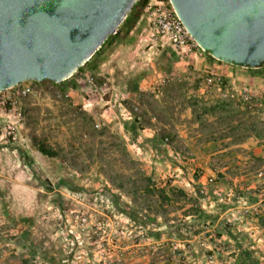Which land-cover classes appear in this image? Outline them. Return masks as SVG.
<instances>
[{
    "label": "rangeland",
    "instance_id": "obj_1",
    "mask_svg": "<svg viewBox=\"0 0 264 264\" xmlns=\"http://www.w3.org/2000/svg\"><path fill=\"white\" fill-rule=\"evenodd\" d=\"M142 17L145 28L135 38L156 37L159 57L165 38L153 29L146 8ZM172 53L173 63L186 56L174 48ZM165 64L172 63L158 62L146 96L121 94V122L117 114L111 116L117 121L101 114L97 106L105 80L88 67L75 73L76 82L27 80L22 83L31 86L29 94L16 96L21 83L0 92V264H231L237 245L222 235L234 223L222 228L206 208L216 184L222 180L228 187L226 175L237 171L221 172L213 157L219 144L215 122L227 123L221 110L208 116L201 110L218 99L237 103L264 122V67L223 62L196 81L188 70V76L168 74L173 68ZM206 77L212 79L210 92ZM168 85L176 87L173 92L188 91L185 100L165 93ZM13 93L14 104L7 99ZM192 95L206 103H194ZM184 104H202L195 110L208 132L200 135ZM90 106L96 110L88 111ZM127 117L136 124L124 123ZM153 131L157 141L145 136ZM41 145L56 156H43ZM258 169L255 163L251 173L238 171L239 229L263 214L264 202L250 205L251 198L264 195V172ZM247 178L254 180L252 187ZM171 185L174 190H165ZM232 197L228 191L222 199Z\"/></svg>",
    "mask_w": 264,
    "mask_h": 264
},
{
    "label": "water",
    "instance_id": "obj_2",
    "mask_svg": "<svg viewBox=\"0 0 264 264\" xmlns=\"http://www.w3.org/2000/svg\"><path fill=\"white\" fill-rule=\"evenodd\" d=\"M214 58L264 67V0H170ZM138 0H0V92L27 80L61 83L88 62Z\"/></svg>",
    "mask_w": 264,
    "mask_h": 264
},
{
    "label": "crops",
    "instance_id": "obj_3",
    "mask_svg": "<svg viewBox=\"0 0 264 264\" xmlns=\"http://www.w3.org/2000/svg\"><path fill=\"white\" fill-rule=\"evenodd\" d=\"M142 16L129 33L125 35V39H119L115 43V47L112 52L105 56L104 60L97 67V69H95V71L93 70L98 76H100V78L105 80V85L103 87L104 91L103 94L100 95L101 98L97 107L100 109L101 114L103 113L105 118L108 120H118L111 117L113 115L112 113L115 114V117L118 116L119 119L121 118V105L124 104V102L121 101V94L124 93L125 96L128 97L129 95H137L138 97L143 95L146 96L145 91L148 89V85L153 83L158 75L159 61L162 63H169L171 61L172 64L164 65L169 70L173 68L171 71L167 70L168 74H173L175 71L177 73L181 71L178 74L183 76L186 74L188 76V73L192 74V78L195 77L196 81H198V74L201 72L223 65L221 64L223 63L222 61L213 58L208 52L200 50L188 52L186 56H182V58L177 57V60L174 59L175 63H173V48L170 44H167L169 42H167L166 39L163 41L166 46H164V49L161 51L162 54L158 57L156 50L154 51L153 49V47L155 48V46L158 45L156 37L149 38V40H138L135 38L138 34H141L145 28V25L142 24ZM142 46H147L148 49L142 50L141 54L144 55V58L141 59L142 56L139 52H141ZM162 57L163 59H161ZM166 65L169 66L167 67ZM82 73H79L77 76H82ZM74 75H72L71 78ZM72 79L73 82H76L77 80L74 77ZM174 89H176L175 86L168 85L165 93H170L171 95L173 94L175 97L180 95L181 98L185 100V95L187 96L189 92H183L180 90L173 92ZM201 97L203 96H200V99L194 97V103L198 102L205 104L206 101H202L203 98ZM215 102L218 103L215 104L217 109L214 111V114H216L217 110L220 109L221 111L219 113V117H225L227 123L221 124L220 122H217V120L215 122V126L217 125V131L215 132L216 141L219 142V144L217 151L213 154V157L220 160L221 172H225L226 170L229 171L230 169L232 171L236 170L237 172L236 175L233 176L225 174V180L230 181V183L228 182V187L223 185L222 180V182L220 181L221 183L217 182L218 184H216V187L214 188L215 190L209 193L207 197L209 198V204H207V207L209 208L206 209L208 212L212 213L210 216L213 218L212 221L215 224H219L223 228L224 224L230 223V225H232V223H234L235 225L233 224L232 226L237 227H229L230 231H227L226 235H222L223 237L227 236L228 239L234 240V243L237 245V247L234 248V253L232 254L233 256L229 258V263L264 264V210H262L263 214L261 217L257 220L255 218L256 222L254 220L251 225H244V223L241 222L244 225V229H239L238 225L240 224V220H237V218L240 215H236L241 207L239 205L240 201L237 198V194L239 189H242L243 187L240 184L242 182L239 180L238 171L244 169L246 172H249L256 163L259 165V172H264V122L253 120V116L255 114H250L249 112L244 111L246 109H244L243 106H239L237 103L234 104L233 102H230V108L227 111V107L224 109H222L223 107H220L223 104L222 102H219L218 99ZM202 104H200V106L197 105L195 108L197 110H201L203 107H206L205 105L202 107ZM90 107L91 108H89L88 111L95 109V106ZM184 107L187 108V111H190L193 117H196V119L194 118V120H196L194 125H197L201 131L200 135H202V132H208L207 122L203 119V117L206 114V116H208L209 112L206 111L204 116L201 115L198 119L197 115L193 113L195 111L194 106L192 108V105L188 106L187 104H184ZM225 113H228L229 117L225 116ZM181 117L187 116L181 115ZM137 118L139 117L137 116ZM124 123L132 125H134V123L136 124L134 119L131 120L130 117H127V120L125 119ZM177 123H174L173 125H176ZM146 130L147 128L143 129L144 132H146ZM178 134L180 136L181 133L178 132ZM145 136L148 138L151 136L152 140L159 138L154 131L146 133ZM179 136L177 135V137ZM141 137L142 136H140V138ZM182 138L184 139V137ZM121 153L126 155L125 158H129L130 156L125 149L121 150ZM225 162L229 163L225 164ZM253 182L254 180L247 178V182L245 183L248 185V183L251 184ZM250 186L252 187V184ZM168 189L171 191L174 190L172 185L170 188H166L165 190L168 191ZM140 191L143 190L140 189ZM228 191L231 195H233V197L230 198L229 201H226L222 199V197L225 193H228ZM263 202L264 195L258 198H251L250 205L255 206ZM211 205L214 207L213 210L210 209ZM218 210V214L215 215V212ZM202 212L203 214L206 213L204 210Z\"/></svg>",
    "mask_w": 264,
    "mask_h": 264
},
{
    "label": "built area",
    "instance_id": "obj_4",
    "mask_svg": "<svg viewBox=\"0 0 264 264\" xmlns=\"http://www.w3.org/2000/svg\"><path fill=\"white\" fill-rule=\"evenodd\" d=\"M146 12L150 16V23L153 29L164 37L175 50L186 54L192 51H204L191 35L170 0H153L146 7ZM90 79L94 80L93 76ZM204 79L207 87L206 90L210 92L209 89H212L210 86L212 79L208 77ZM18 86H20L16 93L18 97L29 94L32 91L31 86L24 83ZM16 96L13 93L7 96V99L10 103L14 104L16 103ZM10 128L9 134H12L15 131V126L12 125Z\"/></svg>",
    "mask_w": 264,
    "mask_h": 264
},
{
    "label": "trees",
    "instance_id": "obj_5",
    "mask_svg": "<svg viewBox=\"0 0 264 264\" xmlns=\"http://www.w3.org/2000/svg\"><path fill=\"white\" fill-rule=\"evenodd\" d=\"M149 1L150 0H138V2L132 8L130 17L127 20H125V23L123 25H121L119 27L117 33L110 35L109 38L105 41V43L101 46V48L91 57V59L88 62H86V64L84 66H82L79 69V71H82L85 67H88L91 70L97 69V67L104 60L105 56L109 55V53L112 52L115 43L119 39H122L125 35H127V33H129V31L139 21L140 17L143 15V11L148 6ZM232 66L233 67H240V66H235V65H232ZM244 69H251L252 70V68H244ZM257 69H253V70H257ZM64 82L65 81L61 82V84ZM219 102H221V101H219ZM217 103L215 102V104H217ZM222 103L223 104L220 106V107H223L222 109L230 106V102H222ZM215 104L204 107L202 109V112L205 111L204 113H206V111L207 112L211 111L214 113V111L217 109V106ZM195 111H194V113H195V115H197V118L199 119L202 114H197ZM38 151H39V153H41L43 156H46V157H55L56 156V153L52 149L45 148L42 145L38 147Z\"/></svg>",
    "mask_w": 264,
    "mask_h": 264
}]
</instances>
